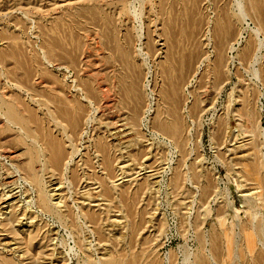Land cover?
Masks as SVG:
<instances>
[{"label": "rangeland", "instance_id": "obj_1", "mask_svg": "<svg viewBox=\"0 0 264 264\" xmlns=\"http://www.w3.org/2000/svg\"><path fill=\"white\" fill-rule=\"evenodd\" d=\"M263 22L264 0H0V229L40 234L33 261L1 229L0 264H264Z\"/></svg>", "mask_w": 264, "mask_h": 264}, {"label": "bare ground", "instance_id": "obj_2", "mask_svg": "<svg viewBox=\"0 0 264 264\" xmlns=\"http://www.w3.org/2000/svg\"><path fill=\"white\" fill-rule=\"evenodd\" d=\"M236 3H237V1H236ZM235 6H237V4H235ZM238 7H240V6H239V3H238ZM261 16L263 17V15H261ZM225 17H226V16H225ZM225 17H224V18H225ZM226 19L228 20V19H230V17H227ZM222 20H223V19H222ZM222 20H220V21L217 20L218 23H216V28H215V27H213V28H215L214 30L217 29V30L215 31L216 33H217V31H218V32H220L221 34L223 33V34L225 35V34L228 32V31H227V28H228L227 25L229 26L230 24H232V23H230V22H232V21H230V22L228 21L230 24H227L228 22H226L225 20H224V22H223ZM260 20H261V19H260ZM217 21H216V22H217ZM263 23H264V22H263ZM263 23H262V24H263ZM260 25H261V23H260ZM263 25H264V24H263ZM231 26H232V25H231ZM229 27H230V26H229ZM230 28H231V27H230ZM232 28H233V27H232ZM230 30H232V29H230ZM233 30H234V29H233ZM260 31H261V30H260ZM239 32H240V31H239ZM260 33H261V32H260ZM231 34H232V33H231ZM235 34H236V33H235ZM224 35H223V36H224ZM238 35H239V34H238ZM216 36H217V35H216ZM220 36H221V35H220ZM223 36H222V38H223ZM227 37H228V35H227ZM231 37H232V36H231ZM237 37H238V36H237ZM239 37H240V35H239ZM224 38H225V37H224ZM224 38H223V39H224ZM229 38H230V37H229ZM224 40H225V39H224ZM237 40H238V39H237ZM257 41H258V40H257ZM234 43H235V42H234ZM258 43H259V42H258ZM236 44H237V43H236ZM238 44H239V42H238ZM259 44H260V43H259ZM261 44H262V43H261ZM234 45H235V44H234ZM262 45H263V44H262ZM237 46H238V45H237ZM229 47H230V46H229ZM231 48H232V46L230 47V49H231ZM233 50L235 51V49H231V51H233ZM216 59H217V58H216ZM213 60H214V59H213ZM218 60H219V59H218ZM218 60H216V61H218ZM212 62H213V61H212ZM199 63H200V62H199ZM214 63H215V61H214ZM201 64H202V63H201ZM216 64H218V62H216ZM198 66H199V64H198ZM214 66H215V65H214ZM218 66H219V64H218ZM212 68H213V67H212ZM198 69H199V67H198ZM214 69H215L216 73H217L218 70H219L217 66H215ZM195 70H196V69H195ZM212 71H213V70H212ZM257 71H259V70H257ZM257 71L255 70V73H256ZM195 72H196V71H195ZM195 72H194V73H195ZM212 73L214 74L215 72L213 71ZM258 74H259V72H258ZM214 75H215V74H214ZM216 75H218V74H216ZM254 77H256V74H254ZM257 78H258V76H257ZM257 78H255V79L257 80ZM259 79H260V78H258V80H259ZM259 81H260V80H259ZM175 82H176V81H175ZM260 83H261V82H260ZM174 87L176 88V86H174ZM26 109H27V107H26ZM28 109H29V108H28ZM29 110H30V109H29ZM68 110H69V109H68ZM24 112H25V111H24ZM26 112H28V110H26ZM29 112H32V110H30ZM67 112L70 113V111H67ZM67 112H65V113H67ZM74 112H75V111H74V109H73V113H74ZM65 113H64V114H65ZM133 113L135 114L136 112H133ZM133 113L131 114V119H130L132 124H134L136 121L138 122V120L134 118ZM23 115H25V114L23 113ZM27 115H29V114H27ZM32 115H33V114H32ZM137 115H138V114H137ZM29 116H30V117H29ZM29 116H28V119H27V120H28V121L30 120V122H31L33 116H31V115H29ZM69 116H70V117H67L66 120H69V119L71 118V119L69 120V122H70L69 125H71V127L74 128V127H75L74 124H75V122H76V120L74 119L75 115H74V114H70ZM25 117H26V116H25ZM22 119H23V118H22ZM66 120H65V121H66ZM22 121H23V120H22ZM28 121H26V122H28ZM66 122H67V121H66ZM28 123H29V122H28ZM24 124H25V123H24ZM134 126H135V125H134ZM263 136H264V135H263ZM99 143H100V142H99ZM95 144L97 145L98 143L96 142ZM177 144H178V143H177ZM179 145H181V144L179 143ZM97 146H99V145H97ZM102 147H103V143H102ZM179 147H180V146H179ZM96 148H98L97 151L99 152V154H100V156H101V160H102V163H101V164H102V166H103V168H104L102 171L104 172L105 170H106V171H107V170H110V169H108V166H110L109 162H110L111 160H110V155H109L108 151H106V147H104V148L96 147ZM108 148H109V147H108ZM109 149H110V148H109ZM75 150H76V149H75ZM111 150H112V149H111ZM77 151H79V150H77ZM94 151H96L95 148H94ZM109 152H111V151H109ZM70 153H71V152H70ZM70 153H69V155H70ZM78 153H79V152H78ZM84 153H85V152H84ZM84 153H83V154H84ZM71 154H72V153H71ZM97 154H98V153H97ZM89 155H90V154H89ZM112 155H113V154H112ZM60 156H61L60 153H59V154H56V155H54V159L56 160V159L59 158ZM62 156H63V155H62ZM71 156H72V155H71ZM71 156H70L69 158H71ZM84 156H85V155H84ZM86 156H87V155H86ZM86 156H85V158H88V157H86ZM67 157H68V156H67ZM72 157H74V156H72ZM113 157H114V155H113ZM113 157L111 156V159H112ZM69 158H67V159H69ZM82 158H83V157H82ZM98 158H99V157H98ZM64 159H66V157H65V158L62 157V161H63ZM88 159H90V157H89ZM71 160H72V159H71ZM83 160H84V159H83ZM114 160H117V159H114ZM66 161H67V162H66ZM66 161H64V162H66V163L63 164V165L65 166V167H64V170H65L66 167L69 166V165H68V163H69L68 160H66ZM84 161H85V160H84ZM84 161H83V162H84ZM112 161H113V160H112ZM112 161H111V163H112ZM72 162H73V161H72ZM84 164H85V162H84ZM108 164H109V165H108ZM86 165H87V164H86ZM111 165H112V164H111ZM91 166H92V165H91ZM99 166H100V165H99ZM112 166H113V165H112ZM112 166H111V168H112ZM86 167H87V166H86ZM69 168H71V167H69ZM109 168H110V167H109ZM66 169H68V168H66ZM107 172H108V171H107ZM107 172H106V173H107ZM104 173H105V172H104ZM108 173H109V172H108ZM107 175L109 176V174H107ZM105 177H106V176H105ZM98 178H99V177H98ZM98 178H97V179H98ZM107 178H108V177H107ZM99 179H100V178H99ZM102 179H103V176H102L101 180H102ZM108 179H110V178H108ZM101 180H99V182H100ZM103 180H104V179H103ZM103 182L106 183V181H103ZM107 182H108V181H107ZM103 184H104V183L101 184V185H102V186H101L102 188H103ZM106 184H107V183H106ZM106 184H104V185H106ZM44 190H45V189H44ZM43 192H44V191H43ZM36 193H37V196H38V193H39V192H36ZM108 194H110V193H108ZM111 194H112V193H111ZM44 196H46V195H44ZM111 196H112V195H111ZM111 196L108 195V197H111ZM44 198H45V197H44ZM111 198H112V197H111ZM44 200H46V198H45ZM50 200H51V199H50ZM50 200H49V201H50ZM41 201H42V200H41ZM38 202H39V201H38ZM62 203H63V202H62ZM38 204H39V203H38ZM42 204H43V205H42ZM42 204H40L39 206L42 205V207H44V203H43V202H42ZM45 205H46V204H45ZM37 206H38V205H37ZM47 206H48V205H47ZM53 206H54V205H53ZM73 207H74V206H73ZM46 208H48V207H46ZM51 208H54V207H51ZM70 208H72V207H70ZM70 208H69V210H71ZM56 209H57V208H55V211H57ZM58 209H59V208H58ZM60 209H61V208H60ZM66 209H67V208H66ZM44 210H46V209H44ZM44 210H43V211H44ZM48 210H49L48 212H50V209H49V208H48ZM53 210H54V209H53ZM63 210H64V209H63ZM41 211H42V209H41ZM59 211H60V210H59ZM72 211H73V210H72ZM74 211H75V210H74ZM45 212H47V210H46ZM48 212H47V213H48ZM60 212H62V209H61ZM81 212H82V211H81ZM96 212H97V211H96ZM99 212H100V211H99ZM64 213H65V212H64ZM66 213H67V212H66ZM71 213H72V212H71ZM75 213H77V212H75ZM82 213H83V212H82ZM93 213H94V212H93ZM50 214H52V213H50ZM53 214H54V213H53ZM56 214H57V213H56ZM67 214H68V213H67ZM67 214H66V215H67ZM77 214H78V213H77ZM77 214H75V216H76ZM84 214H85V213H84ZM97 214H98V213H97ZM97 214H96V215L93 214V217L97 216ZM99 214H100V213H99ZM59 215L62 216L61 214H59ZM80 215H81V213H80ZM89 215H91V214L89 213ZM70 216H71V215H70ZM84 216H85V218L87 217L86 215H84ZM47 217H48V216H47ZM50 217H51V216H50ZM50 217H49V218H50ZM79 217H80V216H79ZM81 217H82V215H81ZM81 217H80V218H81ZM99 217H100V216H99ZM73 218H74V217H73ZM73 218H72V220H73ZM87 218H88V217H87ZM87 218H86V219H87ZM5 219H6V218H5ZM7 219H8V217H7ZM7 219H6V220H7ZM58 219H59V216H58ZM63 219H64V218H63ZM74 219H75V218H74ZM76 219H77V218H76ZM76 219H75V220H76ZM83 219H84V217H83ZM88 219H89V218H88ZM95 219H99V218L97 217V218H95ZM60 220H61V219H60ZM75 220H74V221H75ZM84 220H85V219H84ZM61 221H62V220H61ZM61 221H60V222H61ZM67 221H68V220H67ZM70 221H71V220H70ZM79 221H80V220H79ZM91 221L93 222V220H91ZM94 221H95V220H94ZM96 221H97V220H96ZM96 221H95V225H97V224H96ZM262 221H263V220H262ZM12 222H13V220H12V221H11L10 219L7 220L6 223H5L4 225L2 224V225H3V228H5V230H3L2 228H1V229H2L3 231H5L6 233L12 234V236H14V237L12 238L13 241H15V242L17 241V243H18V244L15 243L16 246H17V245H20V246L23 247V249H25V251L27 250L26 252L29 254V257H31L30 259H32V260L34 261V258H35V257L37 256V254H39V253H38V251H37V253H30V249H31V248H34V246H35V241L37 240V238H38V236H39L40 234L38 235L37 232H36V233H32L31 231H30L31 233H25L24 231H23V232H20V231H19L20 229L14 227V226H13L14 223L12 224ZM60 222H59V223H60ZM62 222H65V221H62ZM92 222H91V223H92ZM3 223H4V222H3ZM73 223H74V222L71 221V224H73ZM75 223H76V222H75ZM260 223L263 224L264 221H263V222H260ZM64 224H65V223H64ZM79 224H80V223H79ZM24 225H25V224H24ZM24 225H23V226H24ZM61 225H63V224H61ZM69 225H70V222H69ZM73 225H74V226H77V228H78V225H75V224H73ZM80 225H81V226H79V227H80V229H81L82 224H80ZM84 225H85V224H84ZM91 225H93V224H91ZM67 226H68V225H67ZM1 227H2V226H1ZM92 227H93V226H92ZM99 227H100V226H99ZM259 227H260V226H259ZM263 227H264V225H263ZM263 227H261L262 231L264 230ZM62 228H65V226L62 227ZM93 228H94V227H93ZM96 228H97V227H96ZM1 229H0V231H2ZM65 229H67V228H65ZM65 229H64V230H65ZM94 229H95V228H94ZM94 229H93V230H94ZM38 230H39V228H38ZM38 230H37V231H38ZM71 230H73V229H71ZM74 230H77V229L75 228ZM78 230H79V229H78ZM96 230H97V229H96ZM98 230H99V229H98ZM259 230H260V229H259ZM3 231H2V232H3ZM94 231H95V230H94ZM78 232H80V231H77V233H78ZM91 232H92V230H91ZM96 232H97V231H95V233H96ZM98 232H99V231H98ZM260 232H261V230H260ZM72 233H73V232H72ZM93 233H94V232H93ZM97 234H98V233H97ZM261 234H263V233L261 232ZM46 235H47V234H46ZM72 235H73V234H72ZM74 235H75V234H74ZM263 235H264V234H263ZM263 235H262V236H263ZM12 236H11V237H12ZM50 237H51V236H50ZM40 238H41V237H40ZM42 238H44L43 235H42ZM76 238H77V237H76ZM38 239H39V238H38ZM51 239H53V238H50L49 241H50ZM77 239H78V238H77ZM42 240H43V239H42ZM42 240H41V241H42ZM45 240H46V239H45ZM13 241H12V242H13ZM37 241H39V240H37ZM43 241H44V240H43ZM43 241H42V242H43ZM46 241H47V240H46ZM51 241H52V240H51ZM79 241L81 242V240H79ZM10 242H11V241H10ZM12 242H11V243H12ZM36 243H37V242H36ZM78 243H79V242H78ZM12 245H13V243H12ZM12 245H10V246H12ZM39 245H40V243H39ZM16 246H14V248H15ZM20 246H17V247H20ZM46 246H47V245H46ZM17 247H16V248H17ZM22 247H21V248H22ZM21 248H20L19 251H21ZM18 249H19V248H18ZM11 250H12V249H11ZM15 250H16V249H15ZM36 250H38V249H36ZM8 251H9V250H8ZM39 251H40V250H39ZM80 251H81V249H80ZM12 252H13V251H12ZM16 252H17V251H16ZM82 253H83V252H82ZM9 254H10V253H9ZM15 254H16V253H15ZM41 254H42V253H41ZM41 254H40V255H41ZM13 255H14V254H13ZM83 255H84V253H83ZM20 256H21V255H20ZM50 256H51V255H50ZM50 256H48V257H50ZM56 256H59V255H56ZM56 256H55V258H56ZM11 257H12V256H11ZM41 257H42V256H41ZM87 257H88V256H87ZM14 258L16 259V257H14ZM17 258H18V256H17ZM37 258L40 259V256L37 257ZM37 258H36V259H37ZM60 258H61V257H60ZM62 258H63V256H62ZM19 259H20V258H19ZM30 259H29V260H30ZM51 259H52V258H51ZM56 259L58 260V258H56ZM13 260H14V259H13ZM54 260H55V259H54ZM14 261H15V260H14ZM23 261L25 262V260H23ZM33 261H32V262H33ZM27 262H28V261H27ZM32 262H31V263H32ZM57 262H58V261H57ZM15 263H16V261H15ZM19 263H20V262H19ZM19 263H16V264H19ZM63 263H65V262H63ZM66 263H68V262H66ZM1 264H2V263H1ZM23 264H24V263H23ZM27 264H29V263H27ZM50 264H51V263H50ZM55 264H56V263H55Z\"/></svg>", "mask_w": 264, "mask_h": 264}]
</instances>
